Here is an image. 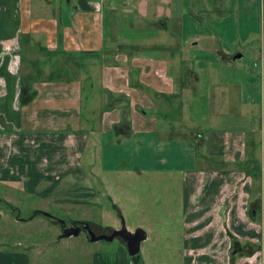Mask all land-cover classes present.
Instances as JSON below:
<instances>
[{
  "label": "crops",
  "instance_id": "0c3cea01",
  "mask_svg": "<svg viewBox=\"0 0 264 264\" xmlns=\"http://www.w3.org/2000/svg\"><path fill=\"white\" fill-rule=\"evenodd\" d=\"M118 1L0 0V187L83 208L66 225L108 234L82 163L99 148L110 170L180 175L178 247L158 260L264 264L259 80L236 56L264 47V0ZM28 247L0 264H29ZM135 257L123 245L112 263Z\"/></svg>",
  "mask_w": 264,
  "mask_h": 264
},
{
  "label": "rangeland",
  "instance_id": "374dc122",
  "mask_svg": "<svg viewBox=\"0 0 264 264\" xmlns=\"http://www.w3.org/2000/svg\"><path fill=\"white\" fill-rule=\"evenodd\" d=\"M126 1L138 9L148 0H119L118 8H123V3ZM255 48L254 52L244 51L242 54L237 53L236 56L240 54L241 61L258 77L256 95L260 103L256 108L260 111L264 122L263 43L258 40ZM256 95L254 93V96ZM259 121L260 117L258 126ZM258 140L264 141L263 130L262 133L258 132ZM91 143L92 140L89 142L90 146ZM82 163L93 172L90 176L91 181L102 195L100 199L105 214L101 218L97 212L93 213L92 219L102 225L115 223L119 228L124 222L128 230L138 228L134 227L135 224L140 226L147 233V240L141 244V251L138 254L139 263L143 258L146 264L153 262L179 264L175 252L171 262L158 260L156 254H162L165 245L170 250L174 247V251L178 247L180 230L176 194L180 189V175L173 174L170 179L168 175L163 174L139 175L136 172L110 170L107 160L104 161L102 158L101 149L97 148L95 151L94 147L89 146L82 155ZM11 193V189L0 187V200H6L5 203L4 200L0 201V248H2L0 250H9L7 247L16 243L29 246L27 250L29 264H93L91 256L96 252H100L105 262L111 264L117 257V250L125 246L120 238H115L111 242L101 240L91 243L84 232H80L77 237L60 239L62 229L58 221L69 223L70 219L83 216L85 212L83 208L68 205L54 206L37 197L24 194L11 196ZM7 202L9 204H6ZM48 215L54 217V222H51ZM165 232H171L170 236H165ZM133 258H129L131 263L134 261Z\"/></svg>",
  "mask_w": 264,
  "mask_h": 264
},
{
  "label": "water",
  "instance_id": "95a60500",
  "mask_svg": "<svg viewBox=\"0 0 264 264\" xmlns=\"http://www.w3.org/2000/svg\"><path fill=\"white\" fill-rule=\"evenodd\" d=\"M240 56L241 55H238L237 58H240ZM44 215L47 216L46 214ZM58 223L62 229L61 237L77 236L80 232H84L86 238L92 243L101 240L111 242L115 238H120L125 243L127 252L131 258L138 255L140 251V245L146 239V233L143 229L136 228L133 231H129L124 225V222H122L119 229L113 230L109 235H97L87 223H80L79 225L72 224L70 226H67L64 221H58Z\"/></svg>",
  "mask_w": 264,
  "mask_h": 264
},
{
  "label": "built area",
  "instance_id": "2783aa9c",
  "mask_svg": "<svg viewBox=\"0 0 264 264\" xmlns=\"http://www.w3.org/2000/svg\"><path fill=\"white\" fill-rule=\"evenodd\" d=\"M105 1H107V0H99L100 3H101V2H105Z\"/></svg>",
  "mask_w": 264,
  "mask_h": 264
},
{
  "label": "trees",
  "instance_id": "16d2710c",
  "mask_svg": "<svg viewBox=\"0 0 264 264\" xmlns=\"http://www.w3.org/2000/svg\"><path fill=\"white\" fill-rule=\"evenodd\" d=\"M136 258V257H135ZM134 259V258H133Z\"/></svg>",
  "mask_w": 264,
  "mask_h": 264
}]
</instances>
